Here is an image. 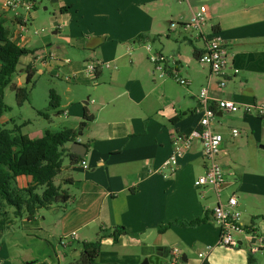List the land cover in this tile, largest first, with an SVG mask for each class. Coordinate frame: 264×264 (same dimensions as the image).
Returning a JSON list of instances; mask_svg holds the SVG:
<instances>
[{"label": "crops", "instance_id": "0c3cea01", "mask_svg": "<svg viewBox=\"0 0 264 264\" xmlns=\"http://www.w3.org/2000/svg\"><path fill=\"white\" fill-rule=\"evenodd\" d=\"M48 1L53 14H47L48 6L45 12L36 8L27 32L31 27L36 30L26 36L15 16L0 6V18L5 26L10 23L13 27L12 40L34 52L21 58L25 69L18 77H28L29 67L36 72L44 57L53 55L47 71L69 77L81 90L80 96L70 99L62 91L56 92L60 96L58 115L81 123L88 111L95 120L78 138L87 149L86 168L82 162L73 166L65 157L55 179L70 200L51 206L48 228L40 214L34 221L21 219L20 232L15 221L0 237V264H63L64 257L70 263L79 258L82 243L98 239L102 251L97 264H143L157 254L171 264L176 250L181 257L175 264H202L200 253L208 254L207 264H250L251 257L255 264H264V251L250 253L251 245L264 241L263 118L246 114L243 108L232 113L217 111L215 130L223 136L217 160L226 179L219 192L196 185L206 171L199 139L178 159L176 173L168 178L159 173L174 152L175 139L197 130L201 119L198 98L209 82L212 98L232 100L240 106L264 103V0H186L188 7L182 0ZM202 7L207 9L208 22L199 32L190 23ZM37 26H46L42 31L51 32L40 34ZM214 34L223 37L229 59L239 71L222 89L220 77L198 59ZM141 35L149 39L141 40ZM156 40L161 50H153ZM150 54L169 60L167 76L155 71ZM70 56L74 61L66 63ZM88 63H105L110 68L89 75ZM62 70H68V76L59 74ZM175 74L191 85L181 86ZM1 122L7 124L5 115ZM233 130L239 136L234 137ZM31 184V177L17 179L19 188ZM234 194L242 223L254 229L255 237L241 235L238 246H219L220 229L213 210ZM206 215L209 222L196 228L173 226L163 234L158 231L160 226ZM117 227H125L131 234L115 242L111 234ZM43 235L46 237L41 238ZM57 236L66 238L64 246L60 239L58 246L50 243ZM28 239L38 242V247L34 249ZM159 248L170 249V255Z\"/></svg>", "mask_w": 264, "mask_h": 264}, {"label": "trees", "instance_id": "16d2710c", "mask_svg": "<svg viewBox=\"0 0 264 264\" xmlns=\"http://www.w3.org/2000/svg\"><path fill=\"white\" fill-rule=\"evenodd\" d=\"M139 39L149 38L141 35ZM33 54V51L20 47L12 40L11 32L5 26V21L0 18V237L15 224L16 220L26 218L34 221L38 218L40 210L50 209L57 203L66 204L70 200V194L58 187L55 179L62 171L65 157L71 159L73 166L83 162V158L70 152L69 145L77 142L95 120L94 115L86 111L77 131L71 129L60 132L47 131L40 138L23 134L22 127L7 129L2 124V117L9 111L4 102L5 89L12 84L21 58ZM27 72L29 84L36 72L32 70V67H29ZM13 89L16 92L18 105L22 106L30 100L26 89L17 86ZM59 109L60 96L56 91L51 90L49 110L60 114ZM39 115L46 119L50 116L49 112L42 111ZM22 176L32 178V184L28 188L17 186V179ZM40 188H44L42 194L39 193ZM209 220V215H206L193 221H175L166 226H160L158 231L163 234L173 226L196 228ZM129 234H131L129 229L117 227L111 237L116 242L120 236ZM62 243L63 241L60 245L64 246ZM81 249L79 258L70 264H97L102 251L101 239L82 243ZM160 251L167 256L170 255V249L159 248ZM255 263V259L251 257L250 264Z\"/></svg>", "mask_w": 264, "mask_h": 264}, {"label": "built area", "instance_id": "2783aa9c", "mask_svg": "<svg viewBox=\"0 0 264 264\" xmlns=\"http://www.w3.org/2000/svg\"><path fill=\"white\" fill-rule=\"evenodd\" d=\"M0 6L13 13L18 28L22 32H27L30 16L35 8V3L30 0H0ZM208 22V12L206 7H202L199 12L193 14L190 27L196 31L202 32ZM38 34V31H36ZM148 51H151L148 47ZM53 55L45 56L42 64L47 66L53 60ZM199 62L208 66L212 70V74L220 77L218 83L219 89L225 88L228 78L234 73H238L229 59L226 49V42L218 34H214L207 42L205 53L198 58ZM150 61L154 64L155 71L160 76H167L166 67L169 60L162 55L150 54ZM69 63V60L66 61ZM110 68L109 64H86V72L89 75H95L99 68ZM115 69H117L115 67ZM175 80L183 87H188L191 82L184 79L178 74L173 76ZM244 109L246 114H256L264 119V103H254L250 105L240 106L236 102L227 99H215L210 95V82L200 91L198 98L197 112L201 115L200 123L197 130L190 133L185 138H176L174 141V152L163 164L159 173L165 178L171 177L177 171L178 159L183 152L190 148L194 139H199L203 146V157L206 163L205 173L196 181L197 186L212 187L218 192L224 185L225 171L219 164L217 158L222 150L223 136L215 130L216 113L218 110L224 113H232ZM234 137L239 136L238 130H233ZM82 166L86 168V162H82ZM239 199L237 195H232L225 204L220 203L213 210V220L220 229L218 245L224 247H236L239 245L241 235L248 238L255 237L254 229L247 228L242 223V213L238 208ZM75 235V234H74ZM73 235V236H74ZM65 244L64 242L62 243ZM258 251H264V241L260 240L258 246L251 245L250 253L255 254ZM181 257V252L176 250L171 258V264H175L176 260ZM199 257L202 264L206 262L207 253H200Z\"/></svg>", "mask_w": 264, "mask_h": 264}, {"label": "rangeland", "instance_id": "374dc122", "mask_svg": "<svg viewBox=\"0 0 264 264\" xmlns=\"http://www.w3.org/2000/svg\"><path fill=\"white\" fill-rule=\"evenodd\" d=\"M30 1H33L35 3L34 10L37 8L36 11L45 12L44 8L48 6L49 10L47 11V14L48 15L53 14L52 6L48 0H30ZM182 1L188 7L187 1L186 0H182ZM11 14L14 17V14L13 13ZM6 27L9 28L8 30H10L12 34L13 32L12 25L8 23ZM37 27H38L37 30L40 32V34L51 32L49 29L42 31V27L45 28L46 26H41V27L37 26ZM35 30H36L35 28L31 27L29 32L24 33V36L34 33ZM151 46L153 47L154 51L159 47L160 50L163 48L159 40H156L155 43H152ZM68 60L74 61V57L70 56V59ZM23 63L24 61L19 64L18 72L16 75H14L12 84L9 85L4 92V102L9 108V111L5 114V120L7 121L5 127L7 129L22 127V133L29 135L33 138L41 137L45 135L47 131L60 132L66 129H72L74 131L78 130L80 125L79 122H77L75 119H72L71 117L69 120L68 118H65L63 116L60 117L57 111L49 110L48 101H49L50 91L52 89L58 92V94L61 93L60 91H62V93L66 96V98L70 99L75 95L80 96L78 95V93H80L81 91L80 88L77 87V85L74 82H71L72 79L69 80L68 79L69 77L67 78L63 76L65 77L64 79L61 77H57L54 74H50L47 71L46 66H44L43 64L41 65L38 64L37 71L33 80L31 81V83L26 84L28 83V77L26 75L22 76L21 80L18 77L19 74L22 73V70L25 69ZM67 71L68 70H62V72L59 74L67 75ZM15 86H19V88L26 89L30 96V100L25 102L22 106L18 105L16 99V92L13 89ZM38 111L49 112L50 118L46 119L38 115L37 113ZM66 162L67 160L65 159V163ZM66 176H67L66 174L63 175V177ZM57 184L60 185L59 182H57ZM43 190L44 188H40L39 193L42 194ZM39 214L45 218V223H46L45 227L48 228V226L52 223L51 213L49 209H42L40 210ZM17 226L18 227L16 230H18L19 232L23 230L21 219L18 220ZM54 227L55 225L53 226V228ZM57 230L58 229L56 228V231ZM37 235L39 236V234ZM45 237L46 235L41 236V238H45ZM17 238L18 237L16 236V239ZM59 239L60 238L57 236L55 239L50 238L49 241L52 245L58 246ZM64 239L66 238L64 237L60 239V241H63L66 244V241ZM27 242L32 243L31 245H33L34 249L38 247L36 246L38 242H35L36 243L35 244L32 242V239H28ZM63 252H64L63 247H60V253ZM62 261L63 264H70L69 263L70 260L65 261V257L62 259Z\"/></svg>", "mask_w": 264, "mask_h": 264}, {"label": "water", "instance_id": "95a60500", "mask_svg": "<svg viewBox=\"0 0 264 264\" xmlns=\"http://www.w3.org/2000/svg\"><path fill=\"white\" fill-rule=\"evenodd\" d=\"M71 153L75 154L81 158H85L86 156V147L79 143L78 141L73 143L71 148ZM182 260L186 261L185 256H182ZM169 259L163 258V255L157 254L154 256L149 257L143 264H167Z\"/></svg>", "mask_w": 264, "mask_h": 264}]
</instances>
